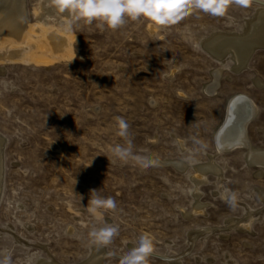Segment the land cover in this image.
<instances>
[{
  "label": "rangeland",
  "instance_id": "374dc122",
  "mask_svg": "<svg viewBox=\"0 0 264 264\" xmlns=\"http://www.w3.org/2000/svg\"><path fill=\"white\" fill-rule=\"evenodd\" d=\"M41 3L48 5L26 0L21 44L0 38V252L12 264H84L101 254V264H120L148 233L156 245L150 264H264V170L244 150L219 153L214 137L228 100L246 94L261 109L248 136L264 149V48L236 72L204 46L219 32H245L263 4L232 6L223 17L194 10L165 28L143 18L115 31L81 21L65 33L64 16ZM49 32L68 49L55 51ZM15 46L24 47L19 59L1 55ZM216 70L218 92L209 94ZM117 116L130 125L134 152L154 165L113 156L125 144ZM212 157L223 179L207 171L196 186L197 169ZM163 160L187 168L157 164ZM93 189L114 198L116 210L89 213ZM105 223L119 235L92 245L89 231Z\"/></svg>",
  "mask_w": 264,
  "mask_h": 264
},
{
  "label": "clouds",
  "instance_id": "9594fccd",
  "mask_svg": "<svg viewBox=\"0 0 264 264\" xmlns=\"http://www.w3.org/2000/svg\"><path fill=\"white\" fill-rule=\"evenodd\" d=\"M48 3L64 16L62 31L72 33L81 21L89 25L96 22L101 30L107 26L115 31L129 20L143 18L155 26L165 28L178 24L194 10L213 17H223L230 7L248 8L253 0H48ZM115 121L117 135L124 138L125 144L112 147L113 156L123 162L132 161L142 169L154 165L156 161L149 155L134 152L128 122L120 116L115 117ZM97 193V190H91L86 207L89 213L116 210L117 203L114 198H104ZM119 231L118 225L107 223L102 227H93L88 233L89 242L97 247H107L119 235ZM155 252L154 237L148 233L142 234L138 238V244L120 258V264H150V258ZM0 264H12L11 254L6 250L0 252Z\"/></svg>",
  "mask_w": 264,
  "mask_h": 264
},
{
  "label": "bare ground",
  "instance_id": "6f19581e",
  "mask_svg": "<svg viewBox=\"0 0 264 264\" xmlns=\"http://www.w3.org/2000/svg\"><path fill=\"white\" fill-rule=\"evenodd\" d=\"M253 3L263 5H259L262 8H259L256 17L252 21H249L250 23H248L245 32L242 34L236 32H219L204 43L206 50H208L209 53H211L218 61L230 58L233 63L232 68H234V71L236 72L246 69L252 54L256 52L257 49L259 50V48H264V2L253 0ZM43 5L41 3V6ZM48 6L51 7L49 3L47 6H43L42 11L47 14L55 11L52 10V7L49 8ZM0 13V38L11 39L15 41L16 44H21L23 34L28 24L26 0H0ZM44 15L45 14H43L41 17ZM48 34L55 51L62 52L64 49H68L66 48L65 38H63L60 34L55 32H49ZM30 47L32 48L31 45ZM23 48L24 47L15 46L10 48L8 52H4L1 55L9 56L12 59H19L20 55L22 54L20 49ZM213 78L214 82L206 87V91L209 94H216L218 92L221 71H214ZM256 82L257 84L262 85V82L260 83L259 80H256ZM260 110V107L254 102V100L246 94L237 93L232 95V97L226 103V115L224 123L221 125L218 131L215 132L214 137L219 153L232 152L234 150H244L246 152L248 162L251 165H254L256 168L261 169L260 174L262 175L264 170V149L253 145L251 139L248 136L247 130L249 124L256 119ZM3 147L4 140L0 137V196L4 182ZM157 162V164L160 165L172 164L173 167L175 166V168L180 171H184L187 168L184 163L176 162L175 160L171 162L167 160ZM207 171L214 172L217 174V176L223 179L224 173L222 169L214 164L212 157L211 164L209 163L208 165H202L197 169L199 175L197 178H195L197 181L196 186L199 187L200 183H203V181L206 180L205 175ZM260 194L262 193L260 192ZM200 208L204 209L202 206ZM251 220L252 218L249 217V221L247 223L243 222L244 224H242L241 221H237L234 223V225L242 224L240 228L244 229V231H248ZM101 261L102 254L101 256L99 255L98 258L92 259L91 261H88L84 264H101ZM42 264L56 263L43 262Z\"/></svg>",
  "mask_w": 264,
  "mask_h": 264
},
{
  "label": "water",
  "instance_id": "95a60500",
  "mask_svg": "<svg viewBox=\"0 0 264 264\" xmlns=\"http://www.w3.org/2000/svg\"><path fill=\"white\" fill-rule=\"evenodd\" d=\"M171 166H173L172 164H171ZM175 167V166H174Z\"/></svg>",
  "mask_w": 264,
  "mask_h": 264
}]
</instances>
